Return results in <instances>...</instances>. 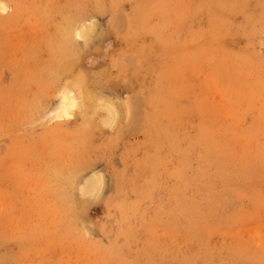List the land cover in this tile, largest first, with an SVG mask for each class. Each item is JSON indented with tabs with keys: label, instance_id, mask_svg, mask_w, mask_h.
Segmentation results:
<instances>
[{
	"label": "rangeland",
	"instance_id": "obj_1",
	"mask_svg": "<svg viewBox=\"0 0 264 264\" xmlns=\"http://www.w3.org/2000/svg\"><path fill=\"white\" fill-rule=\"evenodd\" d=\"M0 264H264V0H0Z\"/></svg>",
	"mask_w": 264,
	"mask_h": 264
},
{
	"label": "bare ground",
	"instance_id": "obj_2",
	"mask_svg": "<svg viewBox=\"0 0 264 264\" xmlns=\"http://www.w3.org/2000/svg\"><path fill=\"white\" fill-rule=\"evenodd\" d=\"M97 27H96L95 22L93 21L85 22L83 19H76L74 20V22L63 21V24L61 25V33H62V37L64 41H66L69 45L72 44V40L74 38L75 39L77 38V39L82 40V46L86 47L89 44L91 45L93 43V40L95 39L94 36L98 34L96 33L98 32L96 29ZM87 48L88 47H86V49ZM86 49L84 48V50ZM81 80L83 81V78ZM81 84L82 83L76 84L77 90H78L77 93H73L68 88H65L63 90L60 96V100L56 106L57 110L60 113L69 115L71 109L74 108L75 106L79 105L80 107L82 106L85 107V106H88V101H92L94 104L95 111L98 109L105 111L106 113L105 123L106 124H110V125L115 124L116 120H118L120 117L121 118L125 117V116H122L123 112H122V108L119 105L118 100L111 98V97H103L97 94L95 91L92 92L88 90L89 92L87 94L84 91L83 86ZM125 105H127V107L129 106L128 103H126ZM104 183H105V180L101 174H95L87 178H84L81 188H80L81 193L87 194L91 197H96L102 192L104 188Z\"/></svg>",
	"mask_w": 264,
	"mask_h": 264
}]
</instances>
